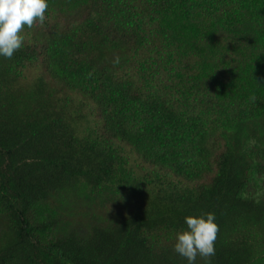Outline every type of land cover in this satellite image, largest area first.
Segmentation results:
<instances>
[{
  "label": "trees",
  "instance_id": "16d2710c",
  "mask_svg": "<svg viewBox=\"0 0 264 264\" xmlns=\"http://www.w3.org/2000/svg\"><path fill=\"white\" fill-rule=\"evenodd\" d=\"M0 57V264H264V0H48Z\"/></svg>",
  "mask_w": 264,
  "mask_h": 264
},
{
  "label": "clouds",
  "instance_id": "9594fccd",
  "mask_svg": "<svg viewBox=\"0 0 264 264\" xmlns=\"http://www.w3.org/2000/svg\"><path fill=\"white\" fill-rule=\"evenodd\" d=\"M48 7V0H0V57L11 58L23 46L24 28L42 24ZM184 222L187 227L176 233L174 251L187 264H196L197 256H213L219 231L215 212L188 215Z\"/></svg>",
  "mask_w": 264,
  "mask_h": 264
},
{
  "label": "rangeland",
  "instance_id": "374dc122",
  "mask_svg": "<svg viewBox=\"0 0 264 264\" xmlns=\"http://www.w3.org/2000/svg\"><path fill=\"white\" fill-rule=\"evenodd\" d=\"M258 148L249 143L248 154L251 157V178L245 188V194L256 199L264 197V161L258 156Z\"/></svg>",
  "mask_w": 264,
  "mask_h": 264
}]
</instances>
